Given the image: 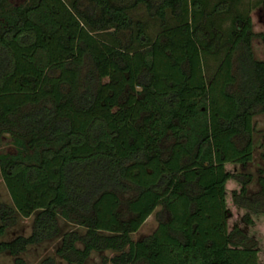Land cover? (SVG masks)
Returning <instances> with one entry per match:
<instances>
[{"label": "trees", "instance_id": "obj_1", "mask_svg": "<svg viewBox=\"0 0 264 264\" xmlns=\"http://www.w3.org/2000/svg\"><path fill=\"white\" fill-rule=\"evenodd\" d=\"M232 2L0 0V134L14 147L0 152L11 202H0V235L15 213L34 212L29 234L0 240L12 264L57 233V216L83 228L61 235L65 264L106 249L110 264H259L245 226L264 217V176L248 195L239 166L252 156V117L264 113V59L251 48L264 30L253 32L248 11L233 14L225 36L209 29ZM140 4L161 22L153 36L128 14ZM220 50L206 79L203 55ZM231 179L242 225H228ZM157 205L153 230L132 239Z\"/></svg>", "mask_w": 264, "mask_h": 264}, {"label": "rangeland", "instance_id": "obj_2", "mask_svg": "<svg viewBox=\"0 0 264 264\" xmlns=\"http://www.w3.org/2000/svg\"><path fill=\"white\" fill-rule=\"evenodd\" d=\"M22 1L23 0H6L8 5H13ZM216 1L217 0H203L205 9L210 10ZM254 1L256 0H233L231 4L232 9L229 12H214L210 15L209 19L211 20V23L207 21L208 28L211 29L213 27H219L225 36V34H229L233 14L235 12L244 13L248 11L253 32L264 30V8L258 4L253 5ZM128 14L133 22L139 20L144 23L145 30L150 36H153L161 26V22L157 18L151 17L147 14L142 4L137 5L135 8L129 10ZM195 21L197 20L195 19ZM175 22L176 18L172 17L168 10H166L165 24L170 25ZM110 32L111 28H108L99 34L102 37L110 38ZM128 32V30H124L119 34V39L122 42H127ZM251 48L255 58L264 59V42H262L261 39L256 35L251 38ZM221 52L222 50L218 52L211 51L203 55V74L206 79L209 78L212 71L214 70L219 57L222 54ZM252 123V156L250 161L239 166L240 172L248 173L251 176L250 181L247 184L248 195H253L258 190V184L256 182L257 176L260 174L264 176V157L262 156V153L264 152V113L256 112L252 117ZM0 152H14L10 134L7 132H2L0 134ZM225 168L228 170H233L236 167L232 164H226ZM225 187L226 204L230 210L228 225L232 224L233 222H237L239 225H242L240 217L243 214L244 209L234 206L229 198L230 189L237 188V184L231 179L226 182ZM0 202L6 203L8 205L11 204L9 195L1 178ZM160 210V205L155 206L153 211L145 218L138 229L130 233V237L132 239H137L149 234L156 224V212H159ZM33 215L34 212L27 217L20 216L15 213L13 220L8 225H6L3 233L0 235V240H9L18 234H29ZM251 217L253 219V223L246 225L245 228L247 233L256 239L258 245V262L259 264H264V217L260 215H252ZM56 222L58 231L55 235L47 237L37 243L28 244L20 253V256L23 258L26 264H39L40 260L45 256L54 257L56 264H65L64 261L55 254V249L59 245L60 237L68 230L76 229L78 231H82L83 228L81 226H76L69 221H65L60 216L56 217ZM111 254H113V251L109 249L100 252L91 251L85 260V264H110L107 258ZM12 260L13 256L6 250L0 251V264H12Z\"/></svg>", "mask_w": 264, "mask_h": 264}]
</instances>
